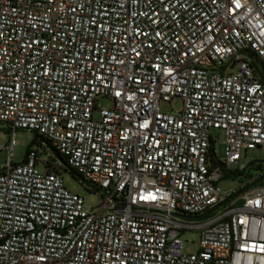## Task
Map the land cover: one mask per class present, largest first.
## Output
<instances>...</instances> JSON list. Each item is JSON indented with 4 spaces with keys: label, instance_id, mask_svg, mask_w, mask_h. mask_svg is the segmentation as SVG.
<instances>
[{
    "label": "built area",
    "instance_id": "1",
    "mask_svg": "<svg viewBox=\"0 0 264 264\" xmlns=\"http://www.w3.org/2000/svg\"><path fill=\"white\" fill-rule=\"evenodd\" d=\"M0 124L46 141L5 148L0 264H264V181L220 187L264 157V0H0Z\"/></svg>",
    "mask_w": 264,
    "mask_h": 264
},
{
    "label": "rangeland",
    "instance_id": "2",
    "mask_svg": "<svg viewBox=\"0 0 264 264\" xmlns=\"http://www.w3.org/2000/svg\"><path fill=\"white\" fill-rule=\"evenodd\" d=\"M97 105L100 108H110L111 102L108 99L100 98L97 100ZM182 107L180 100L173 99L171 102H160L159 109L163 113H176ZM211 136L216 137V141L214 144L215 156L218 160H222L224 158V133L221 131H211ZM13 138L15 145L13 148L12 162L14 164L22 162L25 156V151L28 145L34 138V134L27 130H16L14 133L9 130L7 124H0V170H2L7 163L8 152L5 150L6 146L9 144V141ZM40 150V156L45 157L46 151L38 148ZM264 157L260 150H247L241 152V160L240 165L247 166L250 163L254 162H263ZM37 169L40 172H43V167L39 165ZM230 169L234 170V167H230ZM60 175L63 179L64 186L70 192L79 195L82 197L88 207L94 208L100 202V197L97 194H94L89 189H85L84 186L79 183V181L71 176L68 172L61 171ZM246 185L243 183H239L237 181H222L220 183V187L222 191L228 196L230 194V190H233V193L237 192L238 189H242ZM181 239L185 242V252L194 253L197 250L198 246V234L195 232L183 233L181 235Z\"/></svg>",
    "mask_w": 264,
    "mask_h": 264
},
{
    "label": "trees",
    "instance_id": "3",
    "mask_svg": "<svg viewBox=\"0 0 264 264\" xmlns=\"http://www.w3.org/2000/svg\"><path fill=\"white\" fill-rule=\"evenodd\" d=\"M257 69H260L259 65H255ZM46 141L34 134V138L31 141V143L28 145L25 151V155H27L31 150L35 148H41L44 150L42 147V143H45ZM212 150V148H211ZM56 157L60 160V162L63 165L62 171L68 172L71 176L75 177L78 181H80L79 176L76 174V172L72 169H70L67 165L65 160L58 156L56 154ZM51 162H55V160L51 159ZM262 163V162H258ZM264 174V167L261 164L254 165L253 163L248 164L246 169L244 171L238 172V171H227L224 175V180H230V181H238L239 183H243L245 185H248L250 182L256 180L260 176ZM259 185V184H258ZM258 185L254 186L257 187Z\"/></svg>",
    "mask_w": 264,
    "mask_h": 264
},
{
    "label": "water",
    "instance_id": "4",
    "mask_svg": "<svg viewBox=\"0 0 264 264\" xmlns=\"http://www.w3.org/2000/svg\"><path fill=\"white\" fill-rule=\"evenodd\" d=\"M262 181H264V174L262 176H260L259 178H257L256 180L250 182L248 185H246L245 187H243L242 189H240L239 191H237L236 193H234L233 195H231L230 197H228L225 200V203L235 199L237 197H239L241 194H243L244 192H246L247 190L253 188L254 186L260 184ZM222 204L212 208L210 211H208L206 214H204L203 216L197 217L196 219H203L206 218L208 215H210L213 211H215L218 207H220Z\"/></svg>",
    "mask_w": 264,
    "mask_h": 264
}]
</instances>
